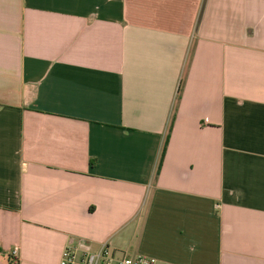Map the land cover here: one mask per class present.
I'll use <instances>...</instances> for the list:
<instances>
[{"label":"crops","instance_id":"crops-1","mask_svg":"<svg viewBox=\"0 0 264 264\" xmlns=\"http://www.w3.org/2000/svg\"><path fill=\"white\" fill-rule=\"evenodd\" d=\"M81 244L264 264V0H0V264Z\"/></svg>","mask_w":264,"mask_h":264},{"label":"built area","instance_id":"built-area-1","mask_svg":"<svg viewBox=\"0 0 264 264\" xmlns=\"http://www.w3.org/2000/svg\"><path fill=\"white\" fill-rule=\"evenodd\" d=\"M81 246V251L66 248L59 264H157L156 258L145 255L117 258L106 245L98 252H91L85 244Z\"/></svg>","mask_w":264,"mask_h":264},{"label":"trees","instance_id":"trees-1","mask_svg":"<svg viewBox=\"0 0 264 264\" xmlns=\"http://www.w3.org/2000/svg\"><path fill=\"white\" fill-rule=\"evenodd\" d=\"M165 151H166V146L164 147V150H163V157H164V154H165ZM162 163V162H161ZM161 163H160V165H159V169H160V167H161ZM13 264V263H12ZM15 264H19V262H16Z\"/></svg>","mask_w":264,"mask_h":264}]
</instances>
